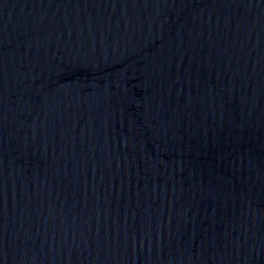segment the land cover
<instances>
[{
    "label": "water",
    "instance_id": "water-1",
    "mask_svg": "<svg viewBox=\"0 0 264 264\" xmlns=\"http://www.w3.org/2000/svg\"><path fill=\"white\" fill-rule=\"evenodd\" d=\"M0 264H264V0H0Z\"/></svg>",
    "mask_w": 264,
    "mask_h": 264
}]
</instances>
